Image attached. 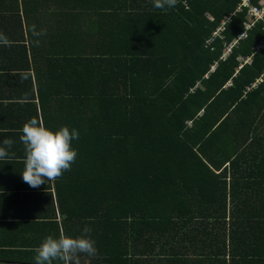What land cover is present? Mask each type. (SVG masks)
I'll use <instances>...</instances> for the list:
<instances>
[{"label":"trees","instance_id":"1","mask_svg":"<svg viewBox=\"0 0 264 264\" xmlns=\"http://www.w3.org/2000/svg\"><path fill=\"white\" fill-rule=\"evenodd\" d=\"M242 1L0 0V82L20 114L0 137L34 216L0 263L35 264L46 237L88 227L81 264H264V31L244 30ZM32 118L79 133L71 170L38 188L21 174Z\"/></svg>","mask_w":264,"mask_h":264},{"label":"clouds","instance_id":"2","mask_svg":"<svg viewBox=\"0 0 264 264\" xmlns=\"http://www.w3.org/2000/svg\"><path fill=\"white\" fill-rule=\"evenodd\" d=\"M158 9L174 8L178 0H153ZM34 37L41 35L35 25L31 28ZM38 45L39 41H35ZM0 44L11 46L12 42L0 33ZM20 135V141L25 146L24 170L22 179L32 188H38L49 181L59 179L64 172L70 171L77 158V151L72 147V141L79 138L77 130L63 126L58 130L47 128L36 118L25 122ZM12 139L6 138L0 146V161L9 157L8 149L13 145ZM91 229L85 227L83 235L71 237L60 235L48 236L35 249V264H81L80 254L89 257L97 255L95 241L90 238Z\"/></svg>","mask_w":264,"mask_h":264},{"label":"crops","instance_id":"3","mask_svg":"<svg viewBox=\"0 0 264 264\" xmlns=\"http://www.w3.org/2000/svg\"><path fill=\"white\" fill-rule=\"evenodd\" d=\"M5 63H7V58L0 54V69L5 66ZM7 95L17 96V88L12 92L5 84L2 85L0 82V129L12 130L13 128L14 131L20 119V114L15 107L11 108L7 105ZM2 141L3 139L0 137V146H3ZM8 152L9 157L0 161V176L4 173L0 177V242H19L25 239V234L27 236L29 234L25 232L27 224L24 220L34 218L29 207L32 198L24 195L25 186L22 182L16 177H11L14 173L15 176L17 174L16 166L18 165L15 162L18 160V155L13 154L9 149Z\"/></svg>","mask_w":264,"mask_h":264},{"label":"built area","instance_id":"4","mask_svg":"<svg viewBox=\"0 0 264 264\" xmlns=\"http://www.w3.org/2000/svg\"><path fill=\"white\" fill-rule=\"evenodd\" d=\"M242 5L244 7H247V13H246V21L243 23L244 30L249 29L252 27V25L257 21H262V29L264 31V3L261 7H254L249 5L247 0L242 1ZM229 20V16L224 17L219 25L216 27V29L212 32V36H217L220 34V32L224 29V24ZM245 36V32L238 35V38H242Z\"/></svg>","mask_w":264,"mask_h":264}]
</instances>
